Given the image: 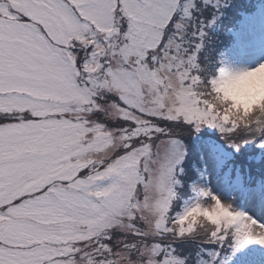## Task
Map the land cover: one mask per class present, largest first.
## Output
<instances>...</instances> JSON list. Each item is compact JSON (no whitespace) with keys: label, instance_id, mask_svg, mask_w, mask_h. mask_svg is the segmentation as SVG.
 <instances>
[{"label":"snow or ice","instance_id":"1","mask_svg":"<svg viewBox=\"0 0 264 264\" xmlns=\"http://www.w3.org/2000/svg\"><path fill=\"white\" fill-rule=\"evenodd\" d=\"M238 7L0 0V264H264V61L225 51Z\"/></svg>","mask_w":264,"mask_h":264},{"label":"rangeland","instance_id":"2","mask_svg":"<svg viewBox=\"0 0 264 264\" xmlns=\"http://www.w3.org/2000/svg\"><path fill=\"white\" fill-rule=\"evenodd\" d=\"M249 17L243 21L240 30L236 32V45L230 49L225 48V51L230 53V61L236 67H254L256 63L264 61V2ZM248 247L264 248L258 244Z\"/></svg>","mask_w":264,"mask_h":264},{"label":"trees","instance_id":"3","mask_svg":"<svg viewBox=\"0 0 264 264\" xmlns=\"http://www.w3.org/2000/svg\"><path fill=\"white\" fill-rule=\"evenodd\" d=\"M264 0H237L238 8L234 10L226 21L229 33L224 37L225 48H231L236 42V32L240 30L243 21L253 15L261 7Z\"/></svg>","mask_w":264,"mask_h":264}]
</instances>
